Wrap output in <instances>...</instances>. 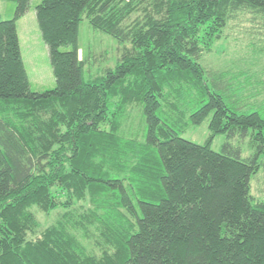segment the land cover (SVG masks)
<instances>
[{
    "label": "trees",
    "instance_id": "1",
    "mask_svg": "<svg viewBox=\"0 0 264 264\" xmlns=\"http://www.w3.org/2000/svg\"><path fill=\"white\" fill-rule=\"evenodd\" d=\"M14 1L0 20V264H264V199L250 193L264 104L244 102L233 76L200 63L236 14L254 13L264 27V0H40L54 78L40 92L29 87L16 30L30 0ZM83 17L129 43L92 80L78 56ZM134 108L142 141L129 126ZM205 120L203 144L181 138ZM245 138L252 151L242 157L231 141ZM33 207L63 212L38 232ZM90 234L98 255L79 238Z\"/></svg>",
    "mask_w": 264,
    "mask_h": 264
},
{
    "label": "rangeland",
    "instance_id": "2",
    "mask_svg": "<svg viewBox=\"0 0 264 264\" xmlns=\"http://www.w3.org/2000/svg\"><path fill=\"white\" fill-rule=\"evenodd\" d=\"M40 0H30L29 11H26L25 17L19 24L20 34L23 28H33L30 34L31 42L34 41L35 47L30 60H27L24 44L22 45L23 60L26 65L27 73L30 79V89L41 91L52 88L53 75L48 60L47 47L44 45L39 29L35 20V5ZM15 7L14 0H0V12H12ZM6 18V19H8ZM261 17L249 11H243L236 14L226 23L222 29L220 37L216 39L208 51H204L200 58V63L211 73H223L225 76H233L231 83L242 86V97L244 102L260 106L264 104V27L261 23ZM22 35V34H21ZM22 39V38H21ZM39 45V46H38ZM129 47V43H121L114 37L92 28L85 17L79 24L78 31V56L83 60V79L92 80L102 76L106 69L113 68L120 56L122 50ZM68 47H62L61 50H67ZM35 63L37 71L34 72L30 64ZM39 75H47L40 83ZM51 80V81H50ZM40 83V84H39ZM190 110H185L183 118L187 121ZM130 127L133 129L139 141L144 139L145 123L140 110L134 108L130 114ZM181 138L195 144H203L207 135V120L198 125L186 124L178 131ZM226 141L224 135H217L212 141L211 148L220 151L221 145ZM232 144H237L241 148L242 157L247 156L252 151L249 145V139L232 140ZM261 166L259 170L251 176L250 193L259 199H264V156H261ZM38 222V232L49 225L55 223L62 214L63 209L59 208L50 212H43L36 207L32 208ZM35 234H29L28 237H35ZM95 234H90V238L80 240L92 253L99 254L100 249L95 243L99 240Z\"/></svg>",
    "mask_w": 264,
    "mask_h": 264
},
{
    "label": "crops",
    "instance_id": "3",
    "mask_svg": "<svg viewBox=\"0 0 264 264\" xmlns=\"http://www.w3.org/2000/svg\"><path fill=\"white\" fill-rule=\"evenodd\" d=\"M28 11H29V9H28ZM31 11L34 14V9L31 10ZM9 14H10V11H7V12L1 11L0 12V20H4V19L8 18L9 17ZM12 14H13V12H12ZM25 15H26V13L16 21V30H17V36H18L20 53H21L22 61H23L24 67H25V71H26V74H27V78H28V82H29V87H30V79H29V76H28V73H27L26 65H25L24 60H23L22 45L24 44L25 53H26V56H28L27 57V60H30L31 54L33 53V48L35 47V43H34V41L33 42L29 41L30 40V34L33 32V28L32 27L30 29H28L27 26H26L21 31V34L22 35L20 34L19 24L21 23V21L25 17ZM34 16H35V14H34ZM35 65L36 64L34 62L32 63V65L30 64L31 69L34 72L37 71ZM38 77H39L38 79H40V83H41L42 80H44V77H47V75H42V76L39 75ZM52 82H54V78L52 79ZM32 91H35V90H32ZM41 91H43V90H41ZM36 92H40V91H36Z\"/></svg>",
    "mask_w": 264,
    "mask_h": 264
}]
</instances>
